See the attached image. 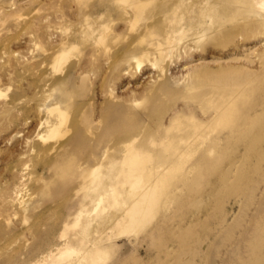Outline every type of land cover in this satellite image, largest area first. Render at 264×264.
Instances as JSON below:
<instances>
[{
	"label": "rangeland",
	"instance_id": "1",
	"mask_svg": "<svg viewBox=\"0 0 264 264\" xmlns=\"http://www.w3.org/2000/svg\"><path fill=\"white\" fill-rule=\"evenodd\" d=\"M260 18L231 0H0V264H264V134L241 136L264 111ZM221 86L254 89L238 124L211 104ZM170 139L188 159L175 201L121 232L123 161L165 163Z\"/></svg>",
	"mask_w": 264,
	"mask_h": 264
},
{
	"label": "bare ground",
	"instance_id": "2",
	"mask_svg": "<svg viewBox=\"0 0 264 264\" xmlns=\"http://www.w3.org/2000/svg\"><path fill=\"white\" fill-rule=\"evenodd\" d=\"M231 1H234L240 8H244L253 12L255 11V13L264 16L263 13L258 11L259 9H264V0ZM135 7L141 8L142 6L140 4H136ZM139 13L141 14V10H139L136 14L137 17L140 15ZM238 14L239 12L237 13V15ZM255 23L259 27H264V18H260V20L255 19ZM240 27L244 28L242 25H240ZM243 32L246 37L250 36V33H248V31H241V33ZM259 32L263 33L264 30ZM231 91L223 86L216 88L215 92H218L221 97L215 101H211V104L215 106L214 108H216L219 114L221 115L219 116L221 121L227 123V125H230L231 123L238 124L239 122H241L243 118V105L249 102L250 95L254 92V89H241V91H236L233 97H230V95L232 94ZM257 120V123L251 124L248 127L249 129L247 128L241 135L242 138H244L250 146L254 145V140H256V136L258 137L259 135L264 134V111L258 117ZM208 126L210 128V131L217 127V125L214 123H211ZM193 128L195 132H200L201 128L198 124L194 125ZM198 133L195 134V140L192 139L193 141L190 142L191 144H193V142L195 141H199L200 139H202L203 135L201 133ZM179 134L183 136L186 133L185 131L180 130ZM187 136L190 135L187 134ZM190 143H186V146L189 147ZM166 144L169 149L171 148L172 150L171 152H169V155L166 156L167 158L164 160L165 163L161 162L160 164L156 165L154 161L152 162L148 155H141L137 154L136 152H131L130 155L127 156V159L123 161L124 164L122 166V172L126 171L127 175L125 180H129L130 182V203L127 208H125L127 218L125 220L126 223L124 224L121 232H124L126 230L137 232L141 230L158 213L162 205L167 203L169 204L175 201V198L171 199L172 196L168 195L165 202H163L162 194L167 190L168 187L171 186V178L173 177L174 172L179 169L181 170L183 164L188 159L185 153H182V149L178 148V146L175 142H173V140L170 139L167 143H162V145ZM173 155H176L177 158L173 159L172 161H167V159L169 160V158H171ZM160 165H162L161 170H159ZM165 168L168 169L165 170ZM113 172L114 171H111V173L107 175L109 180L113 178ZM180 233L181 235L184 234L182 233V231ZM73 251L74 249H72L71 246H68L66 249L60 252L59 257H63L65 254H72Z\"/></svg>",
	"mask_w": 264,
	"mask_h": 264
}]
</instances>
